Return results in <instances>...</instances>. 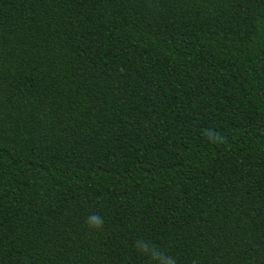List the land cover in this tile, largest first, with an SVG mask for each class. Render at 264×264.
I'll return each mask as SVG.
<instances>
[{
  "label": "trees",
  "instance_id": "obj_1",
  "mask_svg": "<svg viewBox=\"0 0 264 264\" xmlns=\"http://www.w3.org/2000/svg\"><path fill=\"white\" fill-rule=\"evenodd\" d=\"M0 264H264V0H0Z\"/></svg>",
  "mask_w": 264,
  "mask_h": 264
},
{
  "label": "clouds",
  "instance_id": "obj_2",
  "mask_svg": "<svg viewBox=\"0 0 264 264\" xmlns=\"http://www.w3.org/2000/svg\"><path fill=\"white\" fill-rule=\"evenodd\" d=\"M86 222L88 223L89 227L99 228L103 224V219L96 214H92L88 217Z\"/></svg>",
  "mask_w": 264,
  "mask_h": 264
}]
</instances>
